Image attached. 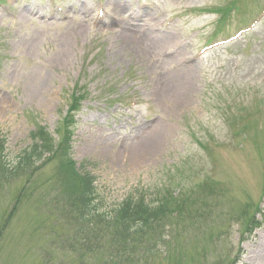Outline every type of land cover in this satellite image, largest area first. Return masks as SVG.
Returning <instances> with one entry per match:
<instances>
[{
	"label": "rangeland",
	"instance_id": "1",
	"mask_svg": "<svg viewBox=\"0 0 264 264\" xmlns=\"http://www.w3.org/2000/svg\"><path fill=\"white\" fill-rule=\"evenodd\" d=\"M228 5L219 26L215 10ZM131 13L149 22L135 28L138 50L122 45L109 18ZM186 70L189 87L161 98L164 76L178 80ZM76 88L86 97L72 158L94 177L101 211L131 195L151 200L164 187L182 193L211 178L226 191L191 199L190 209L208 201L210 212L195 214L189 232L196 239L184 245L182 264H264V0H0V137L8 159L31 145L35 127L57 140ZM55 167L42 169L32 185L39 189L2 233L0 264H42L38 198L65 192L61 179L42 185L57 178ZM10 197L0 200V227ZM259 202L261 214L254 213ZM253 213L261 221L248 234Z\"/></svg>",
	"mask_w": 264,
	"mask_h": 264
},
{
	"label": "trees",
	"instance_id": "2",
	"mask_svg": "<svg viewBox=\"0 0 264 264\" xmlns=\"http://www.w3.org/2000/svg\"><path fill=\"white\" fill-rule=\"evenodd\" d=\"M228 7L215 10L220 13L219 26L228 19L234 5L225 11ZM82 98L81 94L70 96L57 140L36 127L30 135L31 145L8 159L5 139L0 137V200L7 194L11 196L10 206L1 218L0 237L14 213L39 189L32 185L42 169L55 163L57 178L42 185L56 184V179H61L65 192L54 190L48 197L38 198L44 219L34 232L44 241L42 264H182L184 245L193 237L189 228L196 213L210 212L208 201L192 210L195 203L191 199L200 200L196 193L180 197L163 189L151 200L145 194L129 196L110 212L101 211L93 177L74 169L70 158L73 114ZM200 190L205 193L207 188L201 185ZM254 220V216L246 220L247 231ZM189 233L192 236L185 241L183 235Z\"/></svg>",
	"mask_w": 264,
	"mask_h": 264
},
{
	"label": "bare ground",
	"instance_id": "3",
	"mask_svg": "<svg viewBox=\"0 0 264 264\" xmlns=\"http://www.w3.org/2000/svg\"><path fill=\"white\" fill-rule=\"evenodd\" d=\"M61 15H67V12H62ZM108 16V14H105ZM43 17H46V15H43ZM109 18L111 20V22H115V25L117 27V30L119 32V36L122 38L123 43L122 45L127 48V49H136L137 48V35L134 33L135 28L139 27V26H143L149 22H140L137 19V15L135 13H131V16L119 21V19L116 17H111L109 15ZM70 36L67 35V37L65 38V40L63 41V50L64 47L66 46V44L68 43V38ZM171 36L169 34L166 33V36L163 37L164 41H171ZM153 42V41H152ZM155 47L158 50V42L155 41ZM154 46V42L152 43ZM64 55H65V51H64ZM187 71V70H186ZM184 73V72H183ZM178 80H175L173 78H170V75L167 74L164 76L160 87L157 88V92L158 95L163 98V99H170L173 98V96H175V94L178 92V90L180 88L183 89H187L191 83V78H192V74L191 72L187 71L185 74H182L181 76L178 77ZM155 137L148 139L145 143V145H142L139 147L138 150H135V152H133V154L131 155V158H137L140 157L141 155H143L146 151H148L155 143L154 140Z\"/></svg>",
	"mask_w": 264,
	"mask_h": 264
}]
</instances>
